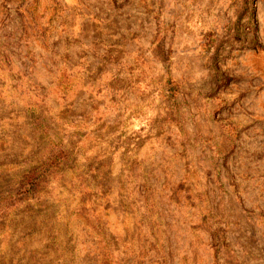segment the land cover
Instances as JSON below:
<instances>
[{
  "label": "rangeland",
  "instance_id": "374dc122",
  "mask_svg": "<svg viewBox=\"0 0 264 264\" xmlns=\"http://www.w3.org/2000/svg\"><path fill=\"white\" fill-rule=\"evenodd\" d=\"M0 264H264V0H0Z\"/></svg>",
  "mask_w": 264,
  "mask_h": 264
},
{
  "label": "trees",
  "instance_id": "16d2710c",
  "mask_svg": "<svg viewBox=\"0 0 264 264\" xmlns=\"http://www.w3.org/2000/svg\"><path fill=\"white\" fill-rule=\"evenodd\" d=\"M250 25H252V24H250ZM252 30H253V27H252ZM57 162H58V163L60 162V159H59V158L57 159Z\"/></svg>",
  "mask_w": 264,
  "mask_h": 264
}]
</instances>
